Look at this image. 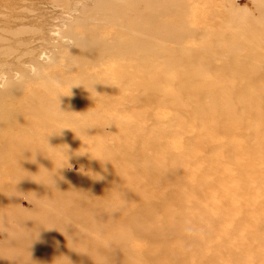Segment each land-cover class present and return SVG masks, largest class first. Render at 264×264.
I'll use <instances>...</instances> for the list:
<instances>
[{
  "label": "rangeland",
  "instance_id": "374dc122",
  "mask_svg": "<svg viewBox=\"0 0 264 264\" xmlns=\"http://www.w3.org/2000/svg\"><path fill=\"white\" fill-rule=\"evenodd\" d=\"M0 264H264V0H0Z\"/></svg>",
  "mask_w": 264,
  "mask_h": 264
},
{
  "label": "bare ground",
  "instance_id": "6f19581e",
  "mask_svg": "<svg viewBox=\"0 0 264 264\" xmlns=\"http://www.w3.org/2000/svg\"><path fill=\"white\" fill-rule=\"evenodd\" d=\"M19 45H21V44H19Z\"/></svg>",
  "mask_w": 264,
  "mask_h": 264
}]
</instances>
